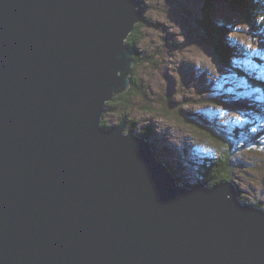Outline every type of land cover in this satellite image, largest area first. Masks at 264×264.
Listing matches in <instances>:
<instances>
[{
    "label": "water",
    "instance_id": "1",
    "mask_svg": "<svg viewBox=\"0 0 264 264\" xmlns=\"http://www.w3.org/2000/svg\"><path fill=\"white\" fill-rule=\"evenodd\" d=\"M138 4L0 0V264H264L231 181L178 186L126 120L102 125Z\"/></svg>",
    "mask_w": 264,
    "mask_h": 264
},
{
    "label": "rangeland",
    "instance_id": "2",
    "mask_svg": "<svg viewBox=\"0 0 264 264\" xmlns=\"http://www.w3.org/2000/svg\"><path fill=\"white\" fill-rule=\"evenodd\" d=\"M205 1H139L146 20L138 23L142 38L136 45L139 63L132 73L147 95L127 103L120 94L122 104L114 102L102 119L113 126L125 118L129 128L147 136L158 157L178 176V186L218 183L215 175L207 179L200 166L216 160L219 148L193 123L221 125L231 135L237 128L260 134L261 141L248 135V140L238 142L232 154V177L227 180L242 201L261 207L264 213V29L249 22L239 8L243 0L239 4L214 0L209 25L222 29V40L233 48L230 63L236 70L227 69L209 40ZM253 1V16L264 23V0ZM249 139L261 142L263 150L256 151V145L239 149L241 144L253 143Z\"/></svg>",
    "mask_w": 264,
    "mask_h": 264
},
{
    "label": "trees",
    "instance_id": "3",
    "mask_svg": "<svg viewBox=\"0 0 264 264\" xmlns=\"http://www.w3.org/2000/svg\"><path fill=\"white\" fill-rule=\"evenodd\" d=\"M139 1H141V0H139ZM225 1L228 3L229 2H235L236 4L237 3L239 4V0H225ZM253 2H254L253 0H243L241 5L239 4V8L242 9L245 13H247L246 16L249 18V22L256 25L257 29H258L261 27V25L263 23L255 20V19H258L257 15L253 16L254 11L252 10V6H251L253 4ZM213 4H214V0H206V7L204 8V12L205 11L207 12V15L206 14L205 15L209 19V20L207 19V21H205V25L208 28L210 27L209 33H208L209 34V40L211 41L213 48L218 52L217 55L219 54L218 59L220 60V62L223 61L222 63L225 64L227 69L231 68L233 70L234 69L236 70V68H234L233 65L230 63V56L232 55V52H233L232 44L226 43L224 40H222V38L224 36L223 35L224 31H222V29H219V31H218L217 27H215L214 25H209V22H212V21H210V18L212 17L213 13L210 9L213 7ZM140 24H142V23H140ZM138 26H139V24L137 25L135 31L131 34V36L127 40V44L130 45V47L134 50V57L137 60L136 65L139 63L136 45H138V42H140L141 38H142L141 27H139V30L141 32L140 33L138 31ZM233 73H235V72L233 71ZM132 78H133V82H132L130 89L126 93H123V95H122V98L126 97L127 103L130 102V99L132 100L133 98H136L140 95H147L144 88L142 87V84H140V81L137 79L135 72L132 73ZM261 82L263 83L262 90L264 91V81H261ZM256 84H258V83L256 82ZM120 99H121V97L118 96L113 101L108 102L106 111L111 110V108L114 105V102L120 103ZM120 104H122V103H120ZM123 105H125V104H123ZM169 106H170V104L167 106L168 111L171 108ZM125 114H124V116H125ZM179 115L180 114H178V116ZM104 116H105V114H104ZM208 122H210V121H208ZM193 124H196L201 130H204L206 132V134L213 139V143L215 145H217L219 148V153L216 156H214V157H216V160L213 159L210 162V164H207L206 166H200V169L204 171V175L207 179H209V177H212L213 175H215V177L218 178L217 179L218 182L223 181V180L225 181L229 177H232L231 172H230L231 170H233V168L231 167L232 166L231 163L233 162L232 154H233V152H235V147L237 146L238 142L243 141V139H245V141L248 140V135L254 136V137H256V139H258V141L259 140L261 141V135L260 134L251 135L246 130H241L238 128H237V132H235L234 134L231 135L229 133H232V132H229L228 130L222 128L221 125L219 127L218 125H214L211 123V125L209 126L207 121L196 122ZM102 125L105 127L110 126V124L105 119H102ZM240 132L241 133L244 132L245 134L241 135ZM145 133H146L145 135H148L149 130H146ZM249 140L255 144H253V143L241 144L239 146V149L242 150V149H245L246 147H248L249 145H256V151L263 150L262 149L263 145H261V142L256 143V142H254L255 140H251V139H249ZM211 157H213V156H211ZM201 173H202V171H201ZM219 176H220V178H219Z\"/></svg>",
    "mask_w": 264,
    "mask_h": 264
},
{
    "label": "bare ground",
    "instance_id": "4",
    "mask_svg": "<svg viewBox=\"0 0 264 264\" xmlns=\"http://www.w3.org/2000/svg\"><path fill=\"white\" fill-rule=\"evenodd\" d=\"M135 2H137V3H139L140 4V2L138 1V0H135ZM206 2V1H205ZM139 4L137 5V6H135V9L136 10H138V11H140V8L138 7L139 6ZM141 16H142V19L140 20V21H138V22H135L134 23V26H133V28H132V30L127 34V36H126V38L123 40V44L124 45H126L128 48H129V50H131L132 51V53H131V55H130V60H134V64H131V67H130V74H129V78H130V85H129V87H128V89H127V91L130 89V87H131V85H132V82H133V79H132V76H131V74H132V69H133V65H135L136 63V59L134 58V56H133V54H134V52H133V50L131 49V47L127 44V40H128V38H129V36H130V34L131 33H133L134 32V30L136 29V26L138 25V23H141L143 20L145 21L146 20V18L144 17V14L142 13V11H141ZM217 30L219 31V28L217 27ZM221 39V38H220ZM219 55V54H218ZM223 62V61H222ZM117 75H119L120 76V72H118L117 73ZM127 91H125V92H127ZM125 92H123V93H125ZM122 93V94H123ZM119 96V95H118ZM118 96H114L113 98H112V100L111 101H113L116 97H118ZM110 101V102H111ZM108 104V103H107ZM106 109H107V105H106ZM105 112H106V110H105ZM123 120H126L125 118L123 119ZM127 121V120H126ZM129 127V126H128ZM132 130H134L135 131V129H133L132 128ZM136 133V132H135ZM136 134H138V133H136ZM140 135V134H139ZM140 136H142V137H147V136H143V135H140ZM147 139V138H146ZM225 140V139H224ZM226 143V142H225ZM234 153V152H233ZM232 154V153H231ZM169 168V167H168ZM235 180V179H234ZM179 183H180V181H179ZM219 183V182H218ZM217 183V184H218ZM237 183V182H236ZM204 183H201V184H198L197 186H200V185H203ZM207 187H209V188H211V189H214V187H210L209 185H207V184H205ZM191 188V187H190ZM193 188V187H192ZM238 190V189H237ZM239 192V191H238ZM243 191H241V193H242ZM239 195V194H238ZM239 198V197H238ZM238 201H239V204L240 205H242V206H251V204L249 203V202H245L244 200L242 201L241 199H238ZM257 205V204H256ZM253 206V205H252ZM258 210L259 209H261V207H258L257 208Z\"/></svg>",
    "mask_w": 264,
    "mask_h": 264
}]
</instances>
